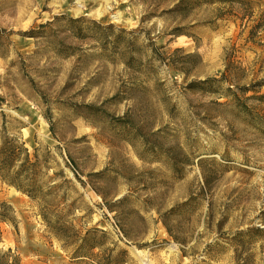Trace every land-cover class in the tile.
Wrapping results in <instances>:
<instances>
[{
	"label": "rangeland",
	"instance_id": "rangeland-1",
	"mask_svg": "<svg viewBox=\"0 0 264 264\" xmlns=\"http://www.w3.org/2000/svg\"><path fill=\"white\" fill-rule=\"evenodd\" d=\"M180 1L0 0V123L48 177L64 169L60 209L83 234L106 230L127 264H264V127L223 96L264 94V0ZM48 21L46 36L21 33ZM3 203L0 255L87 264L0 178Z\"/></svg>",
	"mask_w": 264,
	"mask_h": 264
},
{
	"label": "trees",
	"instance_id": "trees-1",
	"mask_svg": "<svg viewBox=\"0 0 264 264\" xmlns=\"http://www.w3.org/2000/svg\"><path fill=\"white\" fill-rule=\"evenodd\" d=\"M187 0H181L183 4ZM214 2H229L231 4H243L241 0H210ZM61 17L55 16V20L59 21ZM71 22L77 23L82 21V18H70ZM57 21H48L45 24H40L39 28H32L29 31L21 32L25 36H30L38 39L46 36V29L52 27ZM102 29L113 27L103 26L95 22ZM109 43L115 44L116 41ZM154 52L157 53L158 48L154 47ZM226 81L225 76L221 78H207L200 82L203 87H212L217 85L220 89L222 84ZM263 84H260V87ZM229 85L224 97L230 100V103L236 106L241 112H244L251 117L255 123L264 127V115L255 111L247 102L255 99L264 102V94H253L247 96L249 91L259 93V89H254L249 86H240L236 84V89ZM259 86V85H258ZM4 98L0 96V105L4 103ZM2 118L0 123V178L3 182L14 186L17 190L27 194L31 199L37 202L40 208V215L43 220L61 240L65 247L72 248V258L84 260L87 264H127L130 261L129 252L126 249L119 250L115 254L117 248H105V238L108 232L102 228H90L83 234L82 230L77 228L74 220L71 219L73 212H65L60 209L61 205L66 201L67 196H61L60 190L63 189L68 180L66 179L64 169L57 172L54 177H48L47 170L49 169V162L47 158L42 159L40 156V149L36 147L32 153L25 143L21 142L17 136H11L9 133L8 121L6 115ZM60 178L61 183L52 184L55 178ZM69 187H66L68 192ZM12 206L3 203L0 208V222L8 219H14L11 213ZM2 232L0 230V240ZM99 248L102 253H96L94 250ZM0 264H19L17 258L12 260L9 257V252L0 255Z\"/></svg>",
	"mask_w": 264,
	"mask_h": 264
},
{
	"label": "bare ground",
	"instance_id": "bare-ground-1",
	"mask_svg": "<svg viewBox=\"0 0 264 264\" xmlns=\"http://www.w3.org/2000/svg\"><path fill=\"white\" fill-rule=\"evenodd\" d=\"M27 130L26 133H28V129H25ZM39 131L43 134V135H46L47 134V124L41 120V122H39Z\"/></svg>",
	"mask_w": 264,
	"mask_h": 264
}]
</instances>
